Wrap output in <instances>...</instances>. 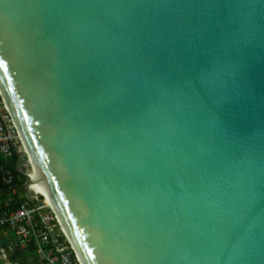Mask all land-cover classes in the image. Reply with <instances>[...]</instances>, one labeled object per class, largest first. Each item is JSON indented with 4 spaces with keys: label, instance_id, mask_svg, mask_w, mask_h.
Returning <instances> with one entry per match:
<instances>
[{
    "label": "water",
    "instance_id": "obj_1",
    "mask_svg": "<svg viewBox=\"0 0 264 264\" xmlns=\"http://www.w3.org/2000/svg\"><path fill=\"white\" fill-rule=\"evenodd\" d=\"M0 90L82 264H264V0H0Z\"/></svg>",
    "mask_w": 264,
    "mask_h": 264
},
{
    "label": "built area",
    "instance_id": "obj_2",
    "mask_svg": "<svg viewBox=\"0 0 264 264\" xmlns=\"http://www.w3.org/2000/svg\"><path fill=\"white\" fill-rule=\"evenodd\" d=\"M16 164L24 174L15 171ZM36 174L39 178L0 90V264H18L12 259L16 252L44 264H82L48 197L33 187L42 185Z\"/></svg>",
    "mask_w": 264,
    "mask_h": 264
},
{
    "label": "crops",
    "instance_id": "obj_3",
    "mask_svg": "<svg viewBox=\"0 0 264 264\" xmlns=\"http://www.w3.org/2000/svg\"><path fill=\"white\" fill-rule=\"evenodd\" d=\"M12 259L15 262H18V264H31L29 259L36 261V258L34 257V255L28 254V253H20V252H16V254L12 257ZM36 262L39 263V261H36Z\"/></svg>",
    "mask_w": 264,
    "mask_h": 264
},
{
    "label": "bare ground",
    "instance_id": "obj_4",
    "mask_svg": "<svg viewBox=\"0 0 264 264\" xmlns=\"http://www.w3.org/2000/svg\"><path fill=\"white\" fill-rule=\"evenodd\" d=\"M26 148H27V146H26ZM27 150H28V148H27ZM34 178L37 179L35 182L39 181V178H38L37 174H36V176ZM33 187L35 189L41 190L48 197L49 201H51L49 196H48V194H47V192H46V190H45V187L43 185H41L40 183H38L37 185L33 183Z\"/></svg>",
    "mask_w": 264,
    "mask_h": 264
},
{
    "label": "rangeland",
    "instance_id": "obj_5",
    "mask_svg": "<svg viewBox=\"0 0 264 264\" xmlns=\"http://www.w3.org/2000/svg\"><path fill=\"white\" fill-rule=\"evenodd\" d=\"M29 261H30L31 264H44V262H41V263L39 262L38 263V262H36L35 260H32V259H29Z\"/></svg>",
    "mask_w": 264,
    "mask_h": 264
},
{
    "label": "trees",
    "instance_id": "obj_6",
    "mask_svg": "<svg viewBox=\"0 0 264 264\" xmlns=\"http://www.w3.org/2000/svg\"><path fill=\"white\" fill-rule=\"evenodd\" d=\"M13 162H15V159H14V161Z\"/></svg>",
    "mask_w": 264,
    "mask_h": 264
}]
</instances>
